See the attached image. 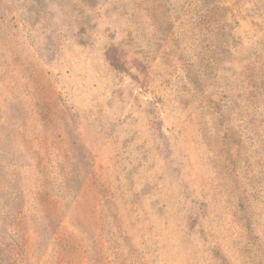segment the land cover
<instances>
[{
    "label": "rangeland",
    "instance_id": "obj_1",
    "mask_svg": "<svg viewBox=\"0 0 264 264\" xmlns=\"http://www.w3.org/2000/svg\"><path fill=\"white\" fill-rule=\"evenodd\" d=\"M0 264H264V0H0Z\"/></svg>",
    "mask_w": 264,
    "mask_h": 264
}]
</instances>
